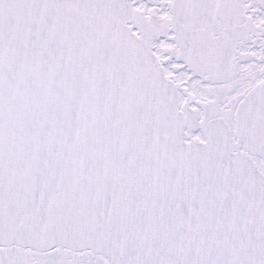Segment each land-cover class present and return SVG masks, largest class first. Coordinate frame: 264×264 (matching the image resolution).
<instances>
[{
  "label": "snow or ice",
  "instance_id": "1",
  "mask_svg": "<svg viewBox=\"0 0 264 264\" xmlns=\"http://www.w3.org/2000/svg\"><path fill=\"white\" fill-rule=\"evenodd\" d=\"M0 264H264V0H0Z\"/></svg>",
  "mask_w": 264,
  "mask_h": 264
}]
</instances>
